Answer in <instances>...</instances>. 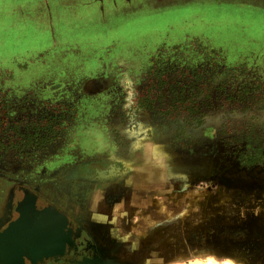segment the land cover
I'll use <instances>...</instances> for the list:
<instances>
[{
    "label": "rangeland",
    "instance_id": "obj_1",
    "mask_svg": "<svg viewBox=\"0 0 264 264\" xmlns=\"http://www.w3.org/2000/svg\"><path fill=\"white\" fill-rule=\"evenodd\" d=\"M208 1L0 0V188L87 227L39 264H264V6Z\"/></svg>",
    "mask_w": 264,
    "mask_h": 264
},
{
    "label": "bare ground",
    "instance_id": "obj_2",
    "mask_svg": "<svg viewBox=\"0 0 264 264\" xmlns=\"http://www.w3.org/2000/svg\"><path fill=\"white\" fill-rule=\"evenodd\" d=\"M26 202L25 205L22 204L20 219L2 238L3 244L0 247V262L2 264H20L22 254L28 255L32 260L45 254H55L61 251L62 244L69 239L70 233L68 229H65L61 213L60 216H57L55 210L49 207L40 211V216L34 220L30 216L33 202L28 205L31 198L27 197ZM89 260L92 263L100 264V260L95 255H92Z\"/></svg>",
    "mask_w": 264,
    "mask_h": 264
},
{
    "label": "flooded vegetation",
    "instance_id": "obj_3",
    "mask_svg": "<svg viewBox=\"0 0 264 264\" xmlns=\"http://www.w3.org/2000/svg\"><path fill=\"white\" fill-rule=\"evenodd\" d=\"M83 1H84V5H82V6H85V7H96V6L98 7V5H101V4L110 5V4H113V3L115 4L116 3V0H83ZM95 9L96 8H91L87 12L88 13L91 12L90 14H93ZM108 167H95L93 169L94 172H93V176L92 177H94L95 179L100 180V181H106V180H110V179L112 180V178L117 173L118 166H116V165H109ZM79 169L80 168H79V165L78 164H72L68 168L65 169V172H67V174H69V177L70 178H72V179H74L76 181H80V182H81V180H84V178L87 179L86 178L87 176H91V173L89 171L90 168L86 167L84 169L85 175H80L79 174ZM3 179H4V182L9 183L10 185L7 188H6V186H3V187L0 188V192H6V198H5V201H3L2 211L0 213V223H2L4 220H6L8 214H11V212L15 210L17 201L22 198V196L24 195V192L25 191H29V192H26L25 193L24 198L22 200L23 201L22 204L25 205L27 203L26 202V198L27 197H30L31 198V202L28 205H31L32 202H34V195H35V204H36V207L41 208V207H43V206H45L47 204H53L60 211H63L67 215V217L69 216L68 215V212H67V209L66 208H62V195L58 194V195H54V197L53 196H50L49 197V199H50L49 202H47L43 206H38L37 205L38 199L41 198V197L42 198H45L47 196V195H45V194H43L41 192L42 190H41L40 186H36L35 185V186L30 187L28 185L29 182H27V181H24V183L22 184L17 179H12V178H3ZM78 186H79V184L76 186V189H78ZM60 187L62 188L61 185H60ZM17 192H19L20 195L16 199L15 204L13 205V203H11V197L14 196ZM30 192H32L34 195L32 193H30ZM77 197H78V195H77ZM79 198H77L78 199L77 201L81 204L82 203L81 202L82 199L81 198L79 199ZM50 208H53V207H50ZM16 215H17V211H16ZM30 216L35 220L37 217L40 216V211H38V210L34 209V207H32V208H30ZM82 228L83 229H85V228L87 229V227L84 224L82 225ZM65 229H66V227H65ZM83 229H81V226H78L76 229H74V231L78 230V234H79L80 233V230L83 231ZM94 244L95 243H92V241H89V240L86 242V245L87 246H90V247L93 248V250L90 253V255H87V256H92L93 254H97V252L94 250V248H95V245ZM82 256H86V255H82ZM60 257H62V255ZM45 260H47V259H45ZM39 263H41V262H38L37 264H39Z\"/></svg>",
    "mask_w": 264,
    "mask_h": 264
},
{
    "label": "water",
    "instance_id": "obj_4",
    "mask_svg": "<svg viewBox=\"0 0 264 264\" xmlns=\"http://www.w3.org/2000/svg\"><path fill=\"white\" fill-rule=\"evenodd\" d=\"M26 192H29V191H25L24 192V195ZM32 193V192H30ZM33 194V193H32ZM24 195L22 196L21 199H19L17 201V204H16V207H15V210L17 211V215L8 220V222L6 223V225L0 229V247H2V244H3V241H2V238L4 237V235L7 234V231L8 230H11L15 225L14 223L20 219V215L22 214V200L24 198ZM34 195V194H33ZM33 207L34 209L38 210V211H44V209L46 208H49V207H53L56 211H58L59 213L62 214V218L64 220V226L66 227V229H68L69 231V236L67 240L64 241V243L62 244V248H61V251L60 252H57L55 254H51V255H43L42 257L38 258V259H35V260H32L28 255L26 254H22L21 256V261H20V264H26L25 263V260H28L29 261V264H37L38 262H42L44 261L45 259H53V260H58V258L61 256V255H64L66 253V250L67 248H76V243H75V235L78 234V230L74 231V229L69 225V220H68V217L67 215L63 212V211H60L56 206H54L53 204H47L41 208H38L36 207V204H35V195H34V202H33ZM95 255V257H97L99 260H100V264H110L108 263L107 261H105L101 256H99L98 254H93ZM92 257V256H82L80 259H77V258H73L71 261L73 262V264H96L95 262L92 263V261L89 260V258ZM0 264H2L0 262ZM99 264V263H98Z\"/></svg>",
    "mask_w": 264,
    "mask_h": 264
},
{
    "label": "crops",
    "instance_id": "obj_5",
    "mask_svg": "<svg viewBox=\"0 0 264 264\" xmlns=\"http://www.w3.org/2000/svg\"><path fill=\"white\" fill-rule=\"evenodd\" d=\"M194 2V1H208V0H187V2ZM219 1V5L221 4H237V3H248V4H252V5H262L264 6V0H217V2ZM86 2V1H85ZM209 2V1H208ZM226 2V3H223ZM81 5H84V1Z\"/></svg>",
    "mask_w": 264,
    "mask_h": 264
},
{
    "label": "snow or ice",
    "instance_id": "obj_6",
    "mask_svg": "<svg viewBox=\"0 0 264 264\" xmlns=\"http://www.w3.org/2000/svg\"><path fill=\"white\" fill-rule=\"evenodd\" d=\"M225 264H228V262H225Z\"/></svg>",
    "mask_w": 264,
    "mask_h": 264
}]
</instances>
